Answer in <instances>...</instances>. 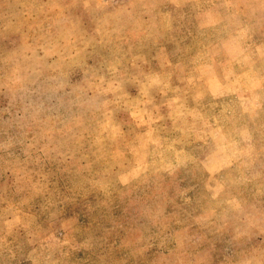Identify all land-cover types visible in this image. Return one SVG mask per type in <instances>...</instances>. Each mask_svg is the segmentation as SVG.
<instances>
[{"label":"rangeland","instance_id":"374dc122","mask_svg":"<svg viewBox=\"0 0 264 264\" xmlns=\"http://www.w3.org/2000/svg\"><path fill=\"white\" fill-rule=\"evenodd\" d=\"M0 264H264V0H0Z\"/></svg>","mask_w":264,"mask_h":264}]
</instances>
